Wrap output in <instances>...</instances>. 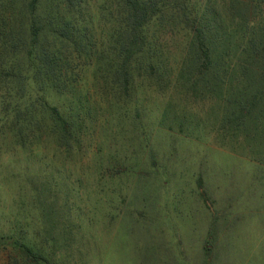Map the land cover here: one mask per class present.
<instances>
[{
	"label": "rangeland",
	"instance_id": "obj_1",
	"mask_svg": "<svg viewBox=\"0 0 264 264\" xmlns=\"http://www.w3.org/2000/svg\"><path fill=\"white\" fill-rule=\"evenodd\" d=\"M94 67L80 85L96 124L82 156L68 164L49 144L28 162L0 157V235L39 229L37 188L72 264H264V145L226 134L222 99L106 96Z\"/></svg>",
	"mask_w": 264,
	"mask_h": 264
},
{
	"label": "trees",
	"instance_id": "obj_2",
	"mask_svg": "<svg viewBox=\"0 0 264 264\" xmlns=\"http://www.w3.org/2000/svg\"><path fill=\"white\" fill-rule=\"evenodd\" d=\"M85 65L106 96L222 99L226 134L264 145V0H0V157L28 162L49 144L68 164L82 156L96 125ZM32 197L39 229L14 225L0 252L14 264H72L51 235V206L37 188Z\"/></svg>",
	"mask_w": 264,
	"mask_h": 264
}]
</instances>
